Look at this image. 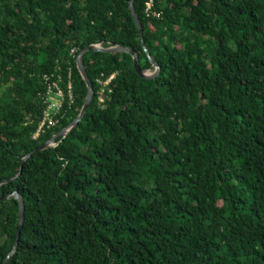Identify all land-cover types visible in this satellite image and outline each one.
Returning <instances> with one entry per match:
<instances>
[{
    "label": "trees",
    "instance_id": "obj_1",
    "mask_svg": "<svg viewBox=\"0 0 264 264\" xmlns=\"http://www.w3.org/2000/svg\"><path fill=\"white\" fill-rule=\"evenodd\" d=\"M129 2L0 0V196L25 202L7 264H264V0H134L159 74L86 52L85 114L2 183L79 113V51L152 67ZM69 68L73 101L33 138L42 74ZM18 226L0 200V264Z\"/></svg>",
    "mask_w": 264,
    "mask_h": 264
},
{
    "label": "water",
    "instance_id": "obj_2",
    "mask_svg": "<svg viewBox=\"0 0 264 264\" xmlns=\"http://www.w3.org/2000/svg\"><path fill=\"white\" fill-rule=\"evenodd\" d=\"M129 11L130 14L134 20V23L137 27V30L141 36L140 42H141V46L143 48V51L145 52L146 56L148 57L149 61L152 64V67L150 69H142L141 66H139V61H138V56L137 54L126 47L123 46H111L108 48H103L100 47L99 45H89L86 48L82 49L81 51H79V53L76 56L75 59V63H76V69L78 70L79 74L81 75V78L84 80L85 85L87 87V93H86V97L85 100L81 106V109L79 110V113L77 114V116L72 120L71 123H69L67 126L61 128L59 131H57L53 136H51L43 145L39 146L38 148L34 149L33 151L29 152L28 154H26L22 160H21V164H20V169L18 171V173L16 175H14L12 178H9L7 180L2 181V183H6L9 182L11 180L16 179L22 172V167L23 164L32 156L33 153L42 151L47 149L48 147H51L50 142L53 141L57 136H65L69 130L71 128H73L74 126H76L78 124V122L81 120V118L83 117V115L85 114L87 108L89 107L91 100H92V96H93V88H92V84L91 81L86 73L85 67L83 65V55L86 52L89 51H99V52H105V53H120V52H124L127 53L131 56L132 58V65H133V69L136 70V72L144 78H153L156 77L160 70L161 67L159 65V63L156 61V59L148 52L147 48L144 45L143 42V38H142V27L140 24V21L138 20L135 11H134V0H130L129 2ZM151 69H154V71H151ZM9 196H13L14 198H16V200L19 202V226L17 229V234H16V240L14 242L13 245V249L12 251L8 254L7 258L5 259L3 264H7V262L9 261V259L12 257V255L14 254V252L17 249V246L19 244V240L21 237V233H22V227H23V223H24V212H25V202L24 199L21 195H18L17 192H13L5 197H1L0 196V200H5L7 199Z\"/></svg>",
    "mask_w": 264,
    "mask_h": 264
},
{
    "label": "built area",
    "instance_id": "obj_3",
    "mask_svg": "<svg viewBox=\"0 0 264 264\" xmlns=\"http://www.w3.org/2000/svg\"><path fill=\"white\" fill-rule=\"evenodd\" d=\"M152 3L149 1L146 4L145 12L147 15L152 17H157L158 14L151 11ZM100 46V45H99ZM76 50L72 48L70 54H75ZM113 74H110L107 77L102 75L98 78L99 90L101 93L104 92L108 87L109 83L113 78ZM41 80L44 86L42 92L38 94L40 101L43 106L42 119L37 127L36 132L33 135V138H36L40 133L44 132L45 128H50L59 123L62 111L65 104L68 106L73 101L72 94V75L71 69H67L66 73L63 74L59 71H52L43 73ZM103 99V96H100V100ZM60 137V138H58ZM64 136H57L53 141L50 142L51 147H55Z\"/></svg>",
    "mask_w": 264,
    "mask_h": 264
},
{
    "label": "rangeland",
    "instance_id": "obj_4",
    "mask_svg": "<svg viewBox=\"0 0 264 264\" xmlns=\"http://www.w3.org/2000/svg\"><path fill=\"white\" fill-rule=\"evenodd\" d=\"M151 71H154V69H151Z\"/></svg>",
    "mask_w": 264,
    "mask_h": 264
}]
</instances>
